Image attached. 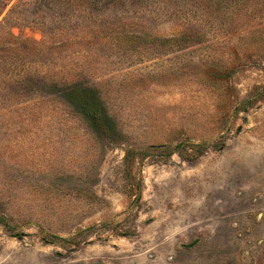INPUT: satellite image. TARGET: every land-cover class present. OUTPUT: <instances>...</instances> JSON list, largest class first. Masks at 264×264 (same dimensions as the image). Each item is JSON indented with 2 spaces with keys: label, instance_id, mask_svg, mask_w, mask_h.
<instances>
[{
  "label": "rangeland",
  "instance_id": "374dc122",
  "mask_svg": "<svg viewBox=\"0 0 264 264\" xmlns=\"http://www.w3.org/2000/svg\"><path fill=\"white\" fill-rule=\"evenodd\" d=\"M13 8L15 36L72 44L0 81V264H264V0H0V22ZM187 20L204 41L171 48Z\"/></svg>",
  "mask_w": 264,
  "mask_h": 264
},
{
  "label": "trees",
  "instance_id": "16d2710c",
  "mask_svg": "<svg viewBox=\"0 0 264 264\" xmlns=\"http://www.w3.org/2000/svg\"><path fill=\"white\" fill-rule=\"evenodd\" d=\"M211 4L212 2L209 1L208 8L204 11L209 10ZM191 7L194 8L195 11L198 8L193 4ZM13 10L14 8L9 10V13L0 22V81L7 77L13 81L14 79L18 81L23 73H28V71L31 70L32 67V69H34L35 66H41L46 70L45 63L39 64L38 61H44V59L51 54L50 51L54 47L66 48L68 45L72 44V36L66 33L61 35L51 33L49 35V33H44L42 42L15 36L11 32L12 27L8 26L10 14ZM182 26L183 31H178L176 34L172 33V35L168 37H162L171 48L184 49L204 41V38H202L200 32H198L200 25L197 24L196 20H187ZM135 33L136 35L139 33L140 36H135ZM141 34L144 36L145 32L143 30L141 31L139 28L136 32L131 33L129 31L126 35L123 34L122 36L132 40V43L140 44L144 40ZM158 39L160 38L157 37V40ZM48 77H50L51 81L50 79H46L47 81H44L43 84H49L51 86L59 84L56 80V76L50 75ZM61 80L62 79H60V82H62ZM71 84H64L65 86L63 88L65 89V94L69 97L67 99L70 105H72V108L76 109L82 118L89 121L91 126L107 132L108 128L113 125V122L105 109L101 95L97 91L92 93L90 88L84 84ZM90 94H93V98L95 99L94 103H92L88 97ZM182 147L183 146L179 145L175 151ZM200 153H204V151ZM138 155L136 148H129L126 151L125 160L130 161L129 164L132 166L133 161L137 159ZM141 157H144V155L141 154ZM195 157L196 156H192V158ZM0 224L7 225V221L0 217Z\"/></svg>",
  "mask_w": 264,
  "mask_h": 264
}]
</instances>
